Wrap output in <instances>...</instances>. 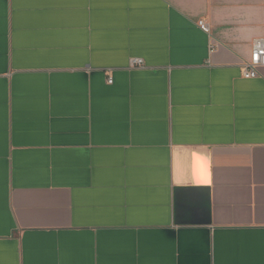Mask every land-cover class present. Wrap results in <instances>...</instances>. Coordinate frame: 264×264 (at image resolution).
Listing matches in <instances>:
<instances>
[{
	"label": "crops",
	"instance_id": "1",
	"mask_svg": "<svg viewBox=\"0 0 264 264\" xmlns=\"http://www.w3.org/2000/svg\"><path fill=\"white\" fill-rule=\"evenodd\" d=\"M257 38L264 0H0V264H264Z\"/></svg>",
	"mask_w": 264,
	"mask_h": 264
},
{
	"label": "built area",
	"instance_id": "2",
	"mask_svg": "<svg viewBox=\"0 0 264 264\" xmlns=\"http://www.w3.org/2000/svg\"><path fill=\"white\" fill-rule=\"evenodd\" d=\"M198 27L205 33L209 34V27L205 21H199ZM215 47H210L213 51ZM129 67L133 69L143 68L144 64L141 59H131ZM264 68V38H257L251 44V55L241 67V76L244 79H254L258 77V71ZM111 79H108V84H111Z\"/></svg>",
	"mask_w": 264,
	"mask_h": 264
}]
</instances>
